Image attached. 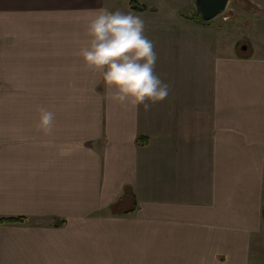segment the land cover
<instances>
[{
    "label": "crops",
    "instance_id": "1",
    "mask_svg": "<svg viewBox=\"0 0 264 264\" xmlns=\"http://www.w3.org/2000/svg\"><path fill=\"white\" fill-rule=\"evenodd\" d=\"M129 1L0 0V217H25L0 223V264H248L264 55L236 54L241 33L213 20ZM101 8L145 21L169 88L150 108L109 99L79 55Z\"/></svg>",
    "mask_w": 264,
    "mask_h": 264
},
{
    "label": "clouds",
    "instance_id": "2",
    "mask_svg": "<svg viewBox=\"0 0 264 264\" xmlns=\"http://www.w3.org/2000/svg\"><path fill=\"white\" fill-rule=\"evenodd\" d=\"M87 45L79 50L85 65L100 73L107 96L121 104L146 109L168 95V85L156 73L154 42L145 35V21L132 12L101 8L87 18ZM53 113L45 111L43 125Z\"/></svg>",
    "mask_w": 264,
    "mask_h": 264
},
{
    "label": "rangeland",
    "instance_id": "3",
    "mask_svg": "<svg viewBox=\"0 0 264 264\" xmlns=\"http://www.w3.org/2000/svg\"><path fill=\"white\" fill-rule=\"evenodd\" d=\"M139 1L142 4L144 3L150 6L152 5L156 6L159 9L158 18L160 20H162L161 15H164L169 11H173L174 20L176 19V17L179 16V14L181 15L184 14L186 16L190 14L194 15V12L196 11L194 7L195 0H139ZM178 10L180 11L178 12ZM252 11L255 12L252 13ZM212 20L216 22L218 25L221 26L223 25V27L229 28L227 31L237 30L238 33L242 34V35L239 34V39L237 40V43H235L234 46L235 47L234 50L236 51V54L238 55L251 54L252 51L254 50V53L264 55V0H262V3L260 0H229L225 9L219 15L215 16ZM229 37H230V32L225 33V31H223V38H222L223 44L226 41H229L228 40ZM246 40L248 41L247 46L245 42ZM252 45L254 46L252 47ZM244 46L246 47L243 48ZM224 50H226V48H223V51ZM130 205L131 202L129 198L124 197L117 209L118 210L127 209L130 207ZM250 248H251V255L250 258H248L247 263L264 264V227L262 225L259 232H257V234L251 240Z\"/></svg>",
    "mask_w": 264,
    "mask_h": 264
},
{
    "label": "water",
    "instance_id": "4",
    "mask_svg": "<svg viewBox=\"0 0 264 264\" xmlns=\"http://www.w3.org/2000/svg\"><path fill=\"white\" fill-rule=\"evenodd\" d=\"M229 0H195L194 5L204 20H210L220 14ZM244 46L243 48H245Z\"/></svg>",
    "mask_w": 264,
    "mask_h": 264
},
{
    "label": "trees",
    "instance_id": "5",
    "mask_svg": "<svg viewBox=\"0 0 264 264\" xmlns=\"http://www.w3.org/2000/svg\"><path fill=\"white\" fill-rule=\"evenodd\" d=\"M129 2L134 9H138V10L148 9V7H146L144 4L140 3L138 0H130ZM189 18L196 20V21H199L200 23H203V24L210 22V20H204L197 10L194 12V15H192V16L190 15ZM245 42H246V46H247L248 41L246 40ZM245 55H247V54H245ZM239 56H244V55L239 54ZM130 210L131 209H129V211ZM126 212H128V210H126ZM262 213H263V217H264V204H263ZM24 219H25V217H23V216H1L0 217V223H15V222H21Z\"/></svg>",
    "mask_w": 264,
    "mask_h": 264
}]
</instances>
